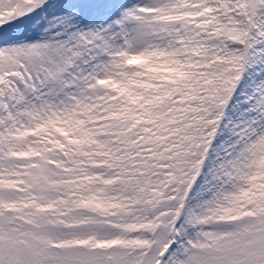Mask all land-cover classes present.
I'll list each match as a JSON object with an SVG mask.
<instances>
[{
    "label": "rangeland",
    "instance_id": "1",
    "mask_svg": "<svg viewBox=\"0 0 264 264\" xmlns=\"http://www.w3.org/2000/svg\"><path fill=\"white\" fill-rule=\"evenodd\" d=\"M0 264H264V0H0Z\"/></svg>",
    "mask_w": 264,
    "mask_h": 264
}]
</instances>
